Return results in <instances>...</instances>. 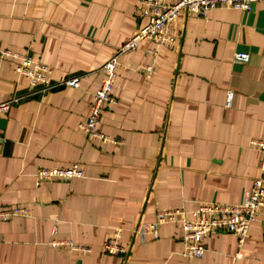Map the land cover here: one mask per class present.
Masks as SVG:
<instances>
[{
	"label": "crops",
	"instance_id": "0c3cea01",
	"mask_svg": "<svg viewBox=\"0 0 264 264\" xmlns=\"http://www.w3.org/2000/svg\"><path fill=\"white\" fill-rule=\"evenodd\" d=\"M142 2L0 0V101L20 96L3 115L0 211H31L0 217V264H264V209L242 245L232 232H212L201 257L184 254L178 224L157 236L134 231L161 210L241 202L264 179L252 144L264 137V4L186 10L172 24L174 43L146 39L119 56L104 137L86 134L80 124L101 66L145 20ZM6 50L49 64L55 80L79 76L81 86L32 84ZM76 162L83 177L38 183L41 167ZM117 230L127 257L104 246ZM53 238L91 251L52 247Z\"/></svg>",
	"mask_w": 264,
	"mask_h": 264
},
{
	"label": "built area",
	"instance_id": "2783aa9c",
	"mask_svg": "<svg viewBox=\"0 0 264 264\" xmlns=\"http://www.w3.org/2000/svg\"><path fill=\"white\" fill-rule=\"evenodd\" d=\"M255 3L264 4V0H143L141 16L145 20L118 47L116 53L101 66L104 78L101 86L93 94L90 114L80 124L81 129L86 134L104 137L99 129V124L106 105L116 100L113 88L119 56L137 50L140 42L146 39H151L159 45L174 43L175 35L172 24L186 10L197 15H205L208 9L218 6L252 10ZM5 53L16 58L15 69L28 77L32 84H42L46 89L60 85L81 86L79 76L55 80L52 67L47 63L35 60L28 53L21 54L10 50H6ZM234 58L238 62L246 63L250 54L245 51H237ZM146 68L152 69L151 65L146 66ZM233 96V91H229L226 99L227 107L232 105ZM19 101L20 96L15 94L7 100L0 101V117ZM4 140V133L0 128V146L3 145ZM252 144L260 150V168L264 172V137L253 139ZM84 175V169L77 162L69 167H41L36 172L38 183L42 180H69ZM262 209H264V179L258 177L254 180L252 187L246 191L241 202H204L191 211L182 207L161 210L157 213L155 220L139 223L134 231L140 234L153 233L157 236L162 226L178 224L181 228V241L185 247L184 254L188 257H201L206 249L205 239L212 232H232L237 235L239 243L242 245L248 236L251 223L259 220L263 213ZM30 213L31 211L26 207L10 206L0 211V217L9 219L18 215L27 216ZM120 232V230L115 231L104 246L111 252L122 253L127 257L130 248L118 241ZM48 244L55 248H69L84 253L91 251V247L79 245L69 239L53 238Z\"/></svg>",
	"mask_w": 264,
	"mask_h": 264
},
{
	"label": "water",
	"instance_id": "95a60500",
	"mask_svg": "<svg viewBox=\"0 0 264 264\" xmlns=\"http://www.w3.org/2000/svg\"><path fill=\"white\" fill-rule=\"evenodd\" d=\"M6 122H7V119L4 118L3 116L0 117V128L3 130L5 129L6 127Z\"/></svg>",
	"mask_w": 264,
	"mask_h": 264
}]
</instances>
